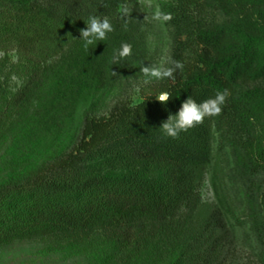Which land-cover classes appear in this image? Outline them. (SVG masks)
I'll return each instance as SVG.
<instances>
[{"label": "trees", "instance_id": "trees-1", "mask_svg": "<svg viewBox=\"0 0 264 264\" xmlns=\"http://www.w3.org/2000/svg\"><path fill=\"white\" fill-rule=\"evenodd\" d=\"M156 5L173 15L162 25L183 70L144 84L139 101L121 97L97 113L96 95L122 70L113 53L137 41L148 8L139 0H0V51L15 52L27 77L3 103L51 118L60 132L50 145H35L22 128L8 140L21 164L0 181V245L107 231L113 264H264V0ZM91 16L108 17L114 31L85 50L80 30ZM225 88L220 115L176 139L160 130L189 97L199 103ZM161 91L172 96L167 104L155 99ZM68 123L79 134L65 141Z\"/></svg>", "mask_w": 264, "mask_h": 264}, {"label": "rangeland", "instance_id": "rangeland-1", "mask_svg": "<svg viewBox=\"0 0 264 264\" xmlns=\"http://www.w3.org/2000/svg\"><path fill=\"white\" fill-rule=\"evenodd\" d=\"M139 2L148 8V13H151V10L147 4L150 2L153 6L156 5V0ZM131 45L132 54L121 60L122 70L118 74L116 84L108 81V90L104 94L99 92L96 95L97 113L109 111L121 97L139 101L142 86L155 81L145 77L140 71L141 67L159 65L162 58H170L171 55L170 34L159 22H150L140 32L137 41ZM20 66L15 52L0 51V181L17 170L21 164L18 153L16 155V145L8 143L16 132L19 133L20 128L27 130L36 138L31 141L35 145L39 142L50 145L53 137L60 135L51 118L36 113L27 116L26 106L10 111L3 103L2 96L6 93L7 95L16 93L27 81L26 75L20 71ZM86 106L87 102L84 100L82 110ZM69 126L71 129L66 132L65 141L75 139L79 134V125L68 123L66 128ZM3 133H6V137L2 136ZM26 151L24 150V154H27ZM259 180L264 184L263 176ZM203 200L207 205L214 202L209 182L203 190ZM109 238L107 231L75 234L66 238H22L0 245V264H97L103 260L113 264L114 250Z\"/></svg>", "mask_w": 264, "mask_h": 264}, {"label": "clouds", "instance_id": "clouds-1", "mask_svg": "<svg viewBox=\"0 0 264 264\" xmlns=\"http://www.w3.org/2000/svg\"><path fill=\"white\" fill-rule=\"evenodd\" d=\"M151 10L149 22H159L165 24L173 19L172 13H165L161 10L159 5L147 4ZM130 14L129 9L125 7L121 13L126 17ZM87 27L81 29V38L84 41L83 47L85 50L96 41L106 40L108 33L114 31V27L108 17H89L86 23ZM127 28V21L124 24ZM132 54V45L129 43H122L118 50H115L111 58V63L116 64L123 58L129 57ZM171 65V66H167ZM184 65L180 61L172 60L168 57L162 58L159 65H148L141 67L140 71L147 78L155 80H163L166 78L175 79L174 73L179 69L183 70ZM116 73L113 72V75ZM230 96V91L225 88L223 91L216 92L215 96L204 101L197 102L194 98L189 97L182 103L181 108L175 115H169L167 120L162 122L160 130L167 137L176 139L181 132H186L189 129L203 123L207 117L218 116L222 113V106L225 104L227 98ZM172 98L167 91H161L157 94L156 100L161 104H167Z\"/></svg>", "mask_w": 264, "mask_h": 264}]
</instances>
